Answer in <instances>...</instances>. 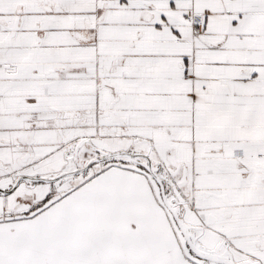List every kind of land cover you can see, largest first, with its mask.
<instances>
[{
	"label": "snow or ice",
	"instance_id": "snow-or-ice-1",
	"mask_svg": "<svg viewBox=\"0 0 264 264\" xmlns=\"http://www.w3.org/2000/svg\"><path fill=\"white\" fill-rule=\"evenodd\" d=\"M0 264H264V0H0Z\"/></svg>",
	"mask_w": 264,
	"mask_h": 264
}]
</instances>
